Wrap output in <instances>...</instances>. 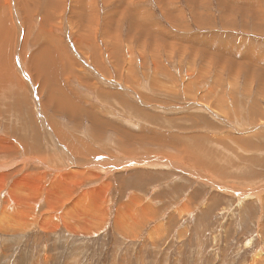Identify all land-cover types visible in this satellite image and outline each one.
I'll return each mask as SVG.
<instances>
[{
	"label": "rangeland",
	"instance_id": "obj_1",
	"mask_svg": "<svg viewBox=\"0 0 264 264\" xmlns=\"http://www.w3.org/2000/svg\"><path fill=\"white\" fill-rule=\"evenodd\" d=\"M129 1L145 13L132 43L133 22L115 12V1L97 0L90 37H76L66 23L69 10L54 28L59 52L76 66L67 81L61 73V87L98 112V129L84 110L73 117L50 105L49 115L42 113L41 79L25 72L42 41L30 40L23 51L18 41L7 52L29 109L21 105L16 127L6 103L0 113L6 141L0 157L13 154L0 174L18 168L6 177L3 195L13 185L22 189L27 173L45 180L27 228L0 230V264H264V257L254 259L264 255V193H247L264 188V94L257 92L264 0ZM107 25L120 38L123 60L104 33ZM18 136L41 141L43 152ZM239 137L252 146L235 142ZM61 195L67 200L50 225L57 227L47 229L46 200ZM91 208L92 215L83 211Z\"/></svg>",
	"mask_w": 264,
	"mask_h": 264
},
{
	"label": "bare ground",
	"instance_id": "obj_2",
	"mask_svg": "<svg viewBox=\"0 0 264 264\" xmlns=\"http://www.w3.org/2000/svg\"><path fill=\"white\" fill-rule=\"evenodd\" d=\"M68 1H71V4L69 6L66 5V0H0V89H2L3 91L0 92V113L5 112L6 103L9 106V113L14 115L13 117L15 127L18 124V119L22 120L20 109L21 105H23L26 110L29 109V105L27 101L28 97L26 96L25 90L22 87L21 78L11 68L12 54H10L9 63V60L7 59V52H12L18 41H21V45H23L21 46V49L23 51L25 48L28 47V42L30 40L42 41V45H40L37 51L33 53L30 60L28 58L26 60L27 63H25L26 74L28 75L30 72L35 79H41L40 94H45V99H43L42 101V113L48 116L50 105H54L56 113H58L59 111H67L69 115L73 117L77 116L84 110V112L88 115L91 120L92 127L98 129L102 126L103 121L98 118L100 117L98 112L88 106V104L82 100V97L78 95L79 93L76 95L70 89L64 90L61 87V85L64 83L61 73H64V75L67 77V81L69 79L68 74H74L72 73V69L76 67L75 63L72 61L71 58H69L65 54H62V52H59V48L61 51H63V49L59 46H56V38L53 36L54 28L60 26L59 19L61 15L65 13V10H69L66 23L70 25L71 30L75 32L77 38L87 37V35L88 37H90L92 34L89 35L91 32L87 34L86 26L87 24L98 20L97 0ZM112 1L118 3L114 9L115 12L122 13L125 16H129V19L133 22L130 24L131 28L129 30L131 35L127 39V42L132 43L133 39L135 38V35H137L138 33L139 19L144 18L145 13L141 9H133L132 3L129 0H106V3H110ZM113 5H115V3ZM114 22L115 21H112V23ZM134 26L136 28H134ZM90 29H93L92 24L89 25V31ZM104 33L109 39L114 42L113 50L116 56L123 60L124 52L122 47H120V38L118 37V34L116 33L114 35L110 33L108 25L105 26ZM58 43H60V41H58ZM76 43L78 46H80L79 41H77ZM29 48L30 47H28V49ZM2 51H4V58L2 56ZM132 57V53L129 52V64L133 61ZM28 63L29 67L27 66ZM22 72L24 73V71ZM131 75L134 77V74L132 72ZM257 76L256 77L258 78V80H260L257 92L258 94L262 95L264 94L263 73H259ZM252 81L254 80L251 79V82ZM132 82L134 83V80ZM94 86L96 87V85ZM92 95L93 97L95 96V94ZM259 110L260 109L253 108V111L255 112L259 113ZM53 113L49 116V121L59 133L58 137L60 138V140H64L65 138L61 133L62 129L60 128V125L57 122L56 116H54L55 113ZM31 122H36L33 116L31 118ZM7 132L9 134L14 135V133L17 134L18 129H13L11 126H9L7 128ZM36 132V129H31V134ZM92 136H94L93 133ZM18 137L20 143L23 146L31 147L36 152H43L41 141H37L34 138L28 139L21 136ZM94 139L96 140L95 136ZM185 140H190V138ZM191 141L193 142V140ZM235 142L242 143L245 146H252L251 140L243 137L235 138ZM5 143L6 141L4 140V138L0 136V147L4 146L3 144ZM12 156L13 154H10V156L8 157H0V170H4L1 165H8L5 163H10L8 159H10ZM188 157L190 158L189 155ZM10 168L13 169L7 170L6 172L0 174V205L3 206V212L1 213L0 217V230L10 232L9 225H12L13 229L20 227L19 231H22L23 229L27 228V226L24 225L30 223V220L33 219L34 213H36L37 210L40 208L39 197L42 190V185L40 182L45 179L43 176L38 177L39 179L35 176L33 178L30 175L31 173H27L26 175L24 174L25 176L22 177V181L24 183L23 188L16 189L13 185L10 189V194L5 196L3 195V188H6L4 187L7 181L6 177L12 172L14 173L18 170V168H14L12 166ZM71 176L72 178L75 177L74 174H71ZM234 193L238 192L234 191ZM247 193H252L253 197H255V195L258 196L264 193V188L255 189L253 191L249 190L247 191ZM100 194L101 196H103L104 192L101 191ZM66 200L67 199L63 195L59 196L58 200L52 201L51 197H48V199L46 200V207L44 209L45 212H47V215L42 219V222L47 227V229H54L57 227H50V225H54L53 218L55 217L56 210L60 208ZM98 209L99 208H97V214H95L96 218L99 216L100 212L98 211ZM50 211H53V213H51ZM83 211H86L91 215L92 213H94V210L92 208L89 211L87 209H83ZM64 213L67 215V217L70 218L75 215L73 210L69 207L65 209ZM4 218L11 219V221L8 222ZM100 218L101 217H99L98 219ZM119 218L120 217L118 216V218L116 219L117 226L124 228V223ZM85 226L87 227V225ZM19 231H15V233ZM256 257L258 258L254 259L260 261V259L263 258L264 255H262V253L260 252L259 255H257ZM261 261H263V259Z\"/></svg>",
	"mask_w": 264,
	"mask_h": 264
}]
</instances>
